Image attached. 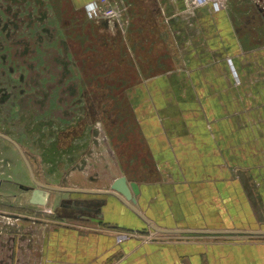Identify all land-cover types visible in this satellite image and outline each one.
I'll return each mask as SVG.
<instances>
[{
	"label": "crops",
	"instance_id": "crops-1",
	"mask_svg": "<svg viewBox=\"0 0 264 264\" xmlns=\"http://www.w3.org/2000/svg\"><path fill=\"white\" fill-rule=\"evenodd\" d=\"M223 1H66L86 53L133 61L126 97L149 163L47 191L52 211L0 238V264H264V0ZM93 2L115 14L89 18ZM122 176L135 203L112 192Z\"/></svg>",
	"mask_w": 264,
	"mask_h": 264
},
{
	"label": "rangeland",
	"instance_id": "rangeland-1",
	"mask_svg": "<svg viewBox=\"0 0 264 264\" xmlns=\"http://www.w3.org/2000/svg\"><path fill=\"white\" fill-rule=\"evenodd\" d=\"M66 1L0 0V132L20 145L41 184L135 177L149 158L126 97L133 61L86 53V26L72 27L83 39L66 25L83 15ZM35 180L17 147L0 136V238L18 237L28 216L52 211L54 204L30 203L22 185L36 187Z\"/></svg>",
	"mask_w": 264,
	"mask_h": 264
},
{
	"label": "water",
	"instance_id": "water-1",
	"mask_svg": "<svg viewBox=\"0 0 264 264\" xmlns=\"http://www.w3.org/2000/svg\"><path fill=\"white\" fill-rule=\"evenodd\" d=\"M0 136L11 141L17 147V149L19 150L20 154L22 155L24 161L26 162V164L28 166V169L30 170L31 176L35 180L32 167H31L29 161L27 160V157H26L25 153L23 152L22 148L20 147V145L17 142H15L12 138H10L9 136H7L1 132H0ZM35 183H36V187L32 188L29 186L22 185V188L31 191V198H30L31 204L44 206L47 204V200H48L47 191H53L56 189L53 187L47 186V185H43V184L37 182L36 180H35ZM111 188H112V192L120 194L125 199V201H127L128 203H130V201L135 203L134 195L139 194V185L136 182H130L129 183L125 176L117 178L113 182Z\"/></svg>",
	"mask_w": 264,
	"mask_h": 264
},
{
	"label": "built area",
	"instance_id": "built-area-1",
	"mask_svg": "<svg viewBox=\"0 0 264 264\" xmlns=\"http://www.w3.org/2000/svg\"><path fill=\"white\" fill-rule=\"evenodd\" d=\"M196 4H205V3H211L213 4L215 9H220L223 6V0H193ZM105 3H98L93 2L87 5L86 12L87 15L90 18H97V17H109L115 14L114 9L104 6ZM130 234L128 233H122L119 236V241H123L125 239H128Z\"/></svg>",
	"mask_w": 264,
	"mask_h": 264
}]
</instances>
